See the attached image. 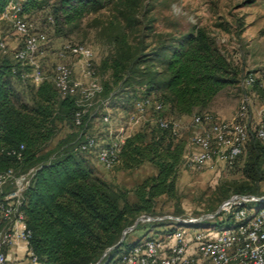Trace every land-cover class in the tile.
I'll list each match as a JSON object with an SVG mask.
<instances>
[{"label":"trees","instance_id":"obj_1","mask_svg":"<svg viewBox=\"0 0 264 264\" xmlns=\"http://www.w3.org/2000/svg\"><path fill=\"white\" fill-rule=\"evenodd\" d=\"M9 1L0 0V16ZM113 2L21 3L24 15L43 12L49 23L53 18L58 32L68 33L86 14ZM114 42L115 53L108 58L113 81L103 84L101 95L110 97V106L122 104L129 112L135 100L144 97L163 104L162 109L152 108L154 118L129 136L120 152L118 166L131 169L150 162L157 167L155 175L136 185L134 201H130L128 190L100 177L85 156L90 149H81L90 123L77 125L76 97L62 96L51 77L36 84L26 76L32 67L12 52L0 56V173L13 169L22 174L35 168L21 209L32 232L30 243L38 264H117V255L126 245L125 239L117 246L124 229L142 212H153L160 196L175 197L177 192L188 142L179 137L180 133L160 126L157 118L178 119L196 111L200 112L196 115H202L219 92L237 83L240 74L201 27L179 34H159L149 51L147 45L132 46L125 31L115 34ZM63 124L78 130L72 138L63 137L48 149ZM252 139L246 170L258 182L264 175V146L259 138ZM13 188L7 184L6 192ZM255 189L253 184H246L237 192L260 194ZM0 221L1 230L5 221Z\"/></svg>","mask_w":264,"mask_h":264},{"label":"rangeland","instance_id":"obj_2","mask_svg":"<svg viewBox=\"0 0 264 264\" xmlns=\"http://www.w3.org/2000/svg\"><path fill=\"white\" fill-rule=\"evenodd\" d=\"M26 18L32 30L45 32L48 35L47 43L43 44L38 52V58L47 74L54 73L60 61L59 50L64 43L68 41L83 43L91 46L94 51V77L102 85L107 81H113V70L108 58L115 53L114 35L120 31L128 34L132 46L137 48L140 45H147L146 51H149L159 34H179L193 27L204 28L221 52L239 69L240 74L237 83L219 92L212 103L203 110L202 115L212 114L216 118L228 121L236 119L243 93L248 91L252 98L248 122L252 127H256L262 120L264 88H260L261 86L257 83L246 86L243 80L248 74H253L258 83L264 81V0L254 2H248V0H114L106 8L86 14L79 21L78 26L68 33L66 30L58 32V28L47 21L46 14L43 12L26 15ZM0 36L6 40L7 51L12 54H15L22 45L14 27L8 21L0 20ZM3 54H5L4 51L0 50V56ZM69 60L75 63L74 74L78 79L86 84L93 80L92 77L84 75L81 62L77 58ZM106 60L109 61L107 64ZM98 98L103 96L100 95ZM116 105H109L112 113L111 124L103 119L107 110L98 109V104L90 108V115H86L90 123L87 133L96 136L100 145L113 136L110 133L111 126L114 130L127 121L129 110L123 108L122 104ZM196 114L200 112L196 111L192 115L178 118L182 124L179 137L186 139L188 143L185 160L178 173L177 192L175 197L160 196L153 212L196 216L215 211L224 199L246 184H253L256 188L255 192L264 194V175L257 182L252 180L246 170L252 148L250 140L255 138V135L246 144L238 161L231 166L221 161L199 168L188 165L186 154L198 150V147L192 144V137L197 130L193 124ZM151 116L152 109L148 113V117ZM77 130L75 126L63 124L58 136L49 143L47 148L53 149L63 137L72 138ZM261 145L264 146V143ZM98 153V147H94L87 151L85 156L100 177L128 190L130 201L135 200L136 185L157 173V167L150 162H144L131 169L118 165L106 168L100 162ZM261 169L264 170L263 160ZM152 228L144 224L129 233L126 245L118 253L117 258L139 237V239L145 238L152 231L160 234L159 229Z\"/></svg>","mask_w":264,"mask_h":264},{"label":"built area","instance_id":"obj_3","mask_svg":"<svg viewBox=\"0 0 264 264\" xmlns=\"http://www.w3.org/2000/svg\"><path fill=\"white\" fill-rule=\"evenodd\" d=\"M21 2L10 0L0 19L11 23L22 41L15 51V57L32 67L31 73L26 76H30L36 84L51 77L62 96H75L79 106L75 115L77 125L88 124L84 117L90 115V108L96 104L98 109L107 110L103 119L111 124L110 97L98 98L104 88L94 77V51L91 46L70 41L64 43L59 50L60 61L54 73L47 74L38 52L47 43L48 35L31 29L26 15L22 13ZM51 22H54L52 17ZM0 50L7 51V42L1 36ZM70 58H77L81 62L84 75L93 79L90 83L86 84L75 76V63H71ZM243 82L246 86L257 83L264 88V81L258 83L253 74H248ZM251 102V95L245 91L234 120L219 119L212 114L194 116L193 124L197 130L192 144L198 150L186 154L189 166L199 168L215 161L231 166L243 154L253 135L264 143V109L261 122L252 127L248 122ZM153 107L162 109L163 104L152 97L136 99L127 121L114 130L110 127L113 136L109 140L100 145L96 136L86 132L81 149L98 147L100 162L106 168L116 166L127 138L154 118L148 117ZM157 120L160 126L172 129L175 134L182 130L181 121L176 118L161 116ZM34 173L35 168L22 174H16L13 169L0 173V218L5 221V226L0 230V264L39 263L31 248L32 232L21 209L24 191ZM7 184L14 186L12 191L6 192ZM144 224L153 227V230L159 229L160 234L152 231L147 237L136 241L120 254L117 264H264V194L234 192L222 201L217 210L196 216L145 211L124 229L121 241ZM12 247H22L27 260L10 263L7 252Z\"/></svg>","mask_w":264,"mask_h":264},{"label":"crops","instance_id":"obj_4","mask_svg":"<svg viewBox=\"0 0 264 264\" xmlns=\"http://www.w3.org/2000/svg\"><path fill=\"white\" fill-rule=\"evenodd\" d=\"M0 226H1V221H0ZM7 254L10 263L27 260L26 252L22 247H12L8 250Z\"/></svg>","mask_w":264,"mask_h":264},{"label":"water","instance_id":"obj_5","mask_svg":"<svg viewBox=\"0 0 264 264\" xmlns=\"http://www.w3.org/2000/svg\"><path fill=\"white\" fill-rule=\"evenodd\" d=\"M122 238H124V233H123V237H122ZM121 242H122V241L120 240V241L117 243V246H119V245L121 244ZM106 253H107V251L104 253V255H105ZM104 255H103V256H104Z\"/></svg>","mask_w":264,"mask_h":264}]
</instances>
